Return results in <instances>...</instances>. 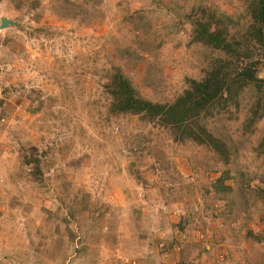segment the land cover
Segmentation results:
<instances>
[{"label": "rangeland", "instance_id": "374dc122", "mask_svg": "<svg viewBox=\"0 0 264 264\" xmlns=\"http://www.w3.org/2000/svg\"><path fill=\"white\" fill-rule=\"evenodd\" d=\"M200 6L249 19L245 0H0V264H264L253 91L204 121L227 166L160 125L108 115L115 68L154 103L204 77L207 48L182 18ZM25 152L41 156L38 179ZM225 172L232 192L218 193Z\"/></svg>", "mask_w": 264, "mask_h": 264}, {"label": "trees", "instance_id": "16d2710c", "mask_svg": "<svg viewBox=\"0 0 264 264\" xmlns=\"http://www.w3.org/2000/svg\"><path fill=\"white\" fill-rule=\"evenodd\" d=\"M246 20L236 21L223 13L194 8L193 14H184L185 24L190 21L193 42L205 46L208 69L201 80H189V87L175 101L154 103L144 99L132 81L120 68H115L106 85L110 96L109 117L136 116L160 125L172 132L175 140L213 149L227 166L231 162L228 146L206 128L205 119L234 106L240 108L242 94L250 89L254 102L245 128L251 130L264 118V80L258 72L264 57V0H245ZM200 11V12H199ZM239 24L243 31L233 33V25ZM37 106L33 113L40 112ZM26 166H32L36 179L42 176V159L38 152H25ZM230 172H225L215 188L218 193L232 192L226 186ZM75 236L71 237L75 240ZM259 238H255L258 241Z\"/></svg>", "mask_w": 264, "mask_h": 264}, {"label": "water", "instance_id": "95a60500", "mask_svg": "<svg viewBox=\"0 0 264 264\" xmlns=\"http://www.w3.org/2000/svg\"><path fill=\"white\" fill-rule=\"evenodd\" d=\"M12 27V26H16L18 27L19 25L14 23L13 21L11 20H8L6 18H2L1 19V29H6V28H9V27ZM258 78L260 80H264V70H262L261 72H258Z\"/></svg>", "mask_w": 264, "mask_h": 264}]
</instances>
